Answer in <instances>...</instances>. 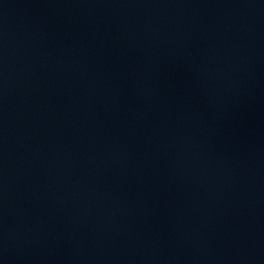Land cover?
Instances as JSON below:
<instances>
[{
    "label": "water",
    "instance_id": "obj_1",
    "mask_svg": "<svg viewBox=\"0 0 264 264\" xmlns=\"http://www.w3.org/2000/svg\"><path fill=\"white\" fill-rule=\"evenodd\" d=\"M0 264H264V0H0Z\"/></svg>",
    "mask_w": 264,
    "mask_h": 264
}]
</instances>
